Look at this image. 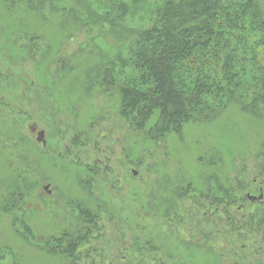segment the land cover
Here are the masks:
<instances>
[{"label": "rangeland", "instance_id": "rangeland-1", "mask_svg": "<svg viewBox=\"0 0 264 264\" xmlns=\"http://www.w3.org/2000/svg\"><path fill=\"white\" fill-rule=\"evenodd\" d=\"M76 16L69 26L67 16L13 10L0 0V181L14 170L35 181L33 203L17 211V218L26 216L32 243L0 209V264L65 263L33 243L44 246L70 227L74 217L54 205L80 197V176L94 188L84 194L99 200L96 226L75 264H264V205L245 197L257 194L255 178H264V117L232 106L207 124L186 125L182 139L150 141L120 117L118 94L103 93L97 76L85 72L127 38L83 27L84 12ZM91 78L96 84L88 94ZM41 131L44 145L37 141ZM175 185L196 209L190 224L172 214L168 189Z\"/></svg>", "mask_w": 264, "mask_h": 264}, {"label": "trees", "instance_id": "trees-1", "mask_svg": "<svg viewBox=\"0 0 264 264\" xmlns=\"http://www.w3.org/2000/svg\"><path fill=\"white\" fill-rule=\"evenodd\" d=\"M3 1L13 10L45 8L67 16L65 25L70 24L69 17L84 12L83 27L107 29L121 40L127 38V45L113 56H102L93 65L86 63L85 72L97 76L103 93L118 94L120 117L150 141L169 135L182 139L186 125L207 124L232 106L256 119L264 117V0ZM132 18L137 20L130 25ZM55 72L62 73V69ZM96 83L93 79L89 83L88 94ZM78 139L76 134L73 143ZM93 171L92 178L97 177L98 171ZM34 182L16 170L0 181L5 193L0 209L27 243H32L33 232L26 216L17 218V211L28 201L33 203ZM77 182L83 193L93 188L81 176ZM176 187L168 189L174 198L187 193ZM90 195L86 192L69 199L67 205L74 204L68 211L75 220L48 244L33 243L36 249L59 255L64 264L79 261L83 240L96 226L97 213L92 211L98 204ZM17 223L27 232L19 230Z\"/></svg>", "mask_w": 264, "mask_h": 264}, {"label": "flooded vegetation", "instance_id": "flooded-vegetation-1", "mask_svg": "<svg viewBox=\"0 0 264 264\" xmlns=\"http://www.w3.org/2000/svg\"><path fill=\"white\" fill-rule=\"evenodd\" d=\"M257 180V182L260 184V187L258 189V193L257 194H252L249 191L246 192L245 197L250 200L251 203H253L252 205H264V178H255ZM255 183V182H254ZM94 190V188H92V191ZM128 191L125 192V198L127 202H123V205L125 207V205L129 204L130 201V192L127 193ZM51 193V192H50ZM49 193V194H50ZM84 193H81L80 196H82ZM92 194V199L94 200V202H96V204H98V200L99 197L95 194V193H91ZM182 194V193H181ZM180 194V195H181ZM187 193H183L182 195L184 196ZM82 198V197H81ZM74 203H70V205H73ZM70 205L64 204L61 206V204L59 205H54V207H56L57 209H59V207L62 210L67 211L68 210V206L70 207ZM59 206V207H58ZM184 208L183 211L180 213L179 208ZM237 212L243 211L244 208L242 207H237L235 209ZM195 211L196 209L194 208V205L192 203V201L190 200V198H184V197H177L175 198V205L172 208V214L174 217L177 218V220L180 222V219H182L181 221H186L188 224H190L191 222H193L195 220ZM199 211V210H198ZM204 217H207V207L204 208ZM181 217V218H180ZM126 223H128V220H126ZM231 232V231H229ZM186 237V236H184ZM190 258V257H189ZM191 259V258H190Z\"/></svg>", "mask_w": 264, "mask_h": 264}, {"label": "water", "instance_id": "water-1", "mask_svg": "<svg viewBox=\"0 0 264 264\" xmlns=\"http://www.w3.org/2000/svg\"><path fill=\"white\" fill-rule=\"evenodd\" d=\"M31 130L32 131H34L35 129L33 128V127H31ZM44 133L41 131V132H39L38 134H37V141L38 142H41L43 145L45 144V142H44ZM135 174V173H134ZM48 187H46V189H47Z\"/></svg>", "mask_w": 264, "mask_h": 264}]
</instances>
